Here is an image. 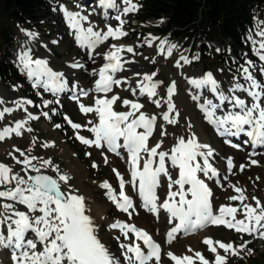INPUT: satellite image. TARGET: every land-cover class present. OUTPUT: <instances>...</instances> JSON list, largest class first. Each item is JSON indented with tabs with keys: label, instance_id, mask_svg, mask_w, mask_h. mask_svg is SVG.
I'll use <instances>...</instances> for the list:
<instances>
[{
	"label": "snow or ice",
	"instance_id": "snow-or-ice-1",
	"mask_svg": "<svg viewBox=\"0 0 264 264\" xmlns=\"http://www.w3.org/2000/svg\"><path fill=\"white\" fill-rule=\"evenodd\" d=\"M104 8H117L115 0H99ZM124 5L122 11L114 17L118 25L113 28L111 25L106 31H94L93 27L87 29L81 26V21L88 18L82 16L79 12H71L60 6L69 26L76 31V39L89 48V58H92V50L105 41L120 39L127 36L124 31L126 21L122 16L134 13L139 10V6L133 3V0H122ZM162 22V21H161ZM29 37H35L36 33H29L25 29H20ZM264 35V33H262ZM156 37L146 38L149 47ZM166 40H160L158 50L163 51ZM178 45L170 44L167 48V55L171 56L173 49ZM264 49V44L260 45ZM133 52V48L115 44L110 46V50L103 53V58L108 63L99 69V79L95 82L94 91L103 93V96L97 97L94 104L85 106L79 103V109L82 114L94 113L97 121L89 120L87 125L72 122L67 116L64 119L70 124L72 129L79 130L86 127V130L93 134V139L85 138L76 133V138L81 143L89 147L98 149L107 148V151L119 155L118 149H125L128 153L127 163L131 180L126 181L125 177L115 168V173L119 182V193L115 194L112 185L104 181L101 187L107 190L109 199L115 204L118 210L128 213L129 218L132 211H136L133 201L125 192V184L130 183L134 189H137L143 201L145 210L153 215H159L160 210L168 214V223L178 221L167 233V243H172L178 233L189 235L203 230L209 226H224L227 229L234 230L237 233L258 236L264 239V202L255 196L251 197L253 203H246L249 198L245 194V189L237 184L229 183L235 195L229 196V201H238L237 206L220 205L214 209L212 202L213 193L204 179H201L198 173L211 179L219 175L217 169L209 162L213 156V149L207 144H200L195 134L190 137H178L176 144L169 150H161L163 141H157L150 145V138L153 137L154 129L157 127V116L146 114L141 109L144 104L123 99L118 94L113 93V85L119 87L121 83H127V80L114 78L115 73L123 69L124 63H133L134 61H124L122 63L121 53ZM20 64L26 70L29 79L35 78L36 82L44 78L43 86L48 89L50 85L57 84L58 88L54 91L62 90L64 84L61 82L63 73L53 72L48 67V62L44 59L33 58L29 51H22L18 57ZM147 59V57H145ZM195 59H199L197 55ZM259 59L264 61V54L259 55ZM181 61L189 64L191 61L181 55L175 62L176 67H181ZM155 62V59L152 61ZM251 66V62H248ZM72 67H82L74 64ZM264 75V68L261 70ZM244 79L249 82L248 87L240 84H234L229 88V92L242 91L247 93L252 102L249 105L245 99L239 96H226L220 90L217 80L213 73L208 72L199 79H189V83L197 88L209 87L221 104L228 101L232 107L239 111H230L222 118L215 116V111L220 105L213 104L210 100H205L204 104L199 105L205 113V118L209 123L216 126L217 131L222 135H238L245 132L250 138L252 146H264V84H261L249 72L248 67L242 69ZM156 72L145 74L143 81L138 82L136 87L140 89L141 94H147L149 98L158 95L156 89L158 82H153ZM135 75H140L135 73ZM36 86L35 84L33 85ZM133 95H136V89H130ZM176 91L175 82L167 88V99L163 103L167 105V111L162 112V120L167 124L176 125L179 123V111L173 103V96ZM108 93H113L111 96ZM87 96L88 92H82ZM200 96L193 95L192 99L199 101ZM157 108L161 107V100L152 101ZM4 101L0 99V104ZM17 107H23L24 104H31L30 100L14 102ZM49 101H44L47 107ZM120 103L126 107L127 111L118 112L115 105ZM13 108L5 107L0 110V119H3L6 113H12ZM46 118L48 112L42 113ZM38 119L37 116L28 114L26 120L16 121L12 127L5 126L0 129V141L10 138L12 134L19 137L22 135L21 129H24L28 120ZM247 126V129L246 127ZM60 128L61 125H54ZM163 129V125H159ZM192 125L189 123L188 128ZM142 129V131H138ZM31 132L32 129H25ZM234 130V131H233ZM167 132L160 131V136L164 137ZM36 138L32 141L35 143ZM122 140V143L120 142ZM51 143H44L42 147H52ZM238 147V146H237ZM206 149V151H204ZM19 152L23 160L18 159L11 152L9 156L16 164L23 165L19 172L14 171L13 167L0 163V226L6 227L7 235L0 233V247H13V260L15 264H120V261L111 254L109 248L101 241L97 233V226L93 219L86 214L85 197L77 194L76 190L69 184L71 176L67 173H61L51 158L44 159L35 155H26L25 151L14 148ZM31 153V148L27 149ZM103 155V153H102ZM250 155H256L255 152ZM198 158L202 159V163ZM35 161V163H33ZM171 162V167L178 170L174 178L167 162ZM103 162L108 163L107 156L103 157ZM258 161L250 159L249 164H240L241 172L250 165H257ZM97 167L95 163L92 165ZM234 167L233 159L227 158V169L231 173ZM50 169L56 174H43L42 170ZM21 172L24 174L21 175ZM29 172L35 173L30 175ZM166 177L167 195L160 201L157 195V188L161 185V178ZM227 179V177H225ZM259 177H257V180ZM138 182V184H137ZM63 185V186H62ZM187 186V187H186ZM175 188V190H173ZM190 197V198H189ZM158 201H160L158 203ZM23 205L26 211L19 210L16 205ZM238 216L240 218H238ZM112 229H119L121 235L127 240L129 233H132L134 240L129 244L121 243L123 256L126 264H149L150 261L155 264H161V245L154 241L153 237L144 229L138 228L135 224H129L117 220L110 225ZM34 234V239H26V234ZM142 242V243H138ZM208 246L210 252L215 254L212 264H226V255H220L217 249H222L225 254L231 252L232 255H239V251L246 247L249 241L234 248L232 243L214 241L211 237H205L202 241ZM38 245L40 246L38 249ZM143 246V247H142ZM146 248L145 252L143 249ZM18 250V254H17ZM192 255L177 256L169 251L165 255L173 264H210L201 252L188 248Z\"/></svg>",
	"mask_w": 264,
	"mask_h": 264
},
{
	"label": "rangeland",
	"instance_id": "rangeland-1",
	"mask_svg": "<svg viewBox=\"0 0 264 264\" xmlns=\"http://www.w3.org/2000/svg\"><path fill=\"white\" fill-rule=\"evenodd\" d=\"M95 1L96 0H89V2L86 4H78L76 0H56L51 6L53 9L56 7L60 9V4L65 3L71 8L76 9L80 13L91 14L90 16L92 19H89L87 23L90 26H93L92 24H96L94 26L96 28L95 31H106L109 25L115 28L118 25V21H116L114 17L118 14V11H122L124 7L122 0H119V3H121V5L117 6L114 13H110L111 15L109 14L110 16L105 19H102L96 13V10L94 9ZM133 3L137 4L140 10L139 0H133ZM139 10L134 13H129L126 16H122V19L126 21L123 30L128 33L127 36L115 40L109 38V40L105 41L103 44L98 45L96 49L102 48L105 45L108 46L116 42L131 45V47L133 48V52L131 54L134 60L133 63H136V58L138 57L142 60V64L140 65V68H143L141 71L142 73L138 72L140 74V82L143 74H151L153 72H156L157 74L153 77V80L158 79L160 83L162 82L161 84L164 88L171 85V81L169 80L168 76L169 69L172 68L175 70L177 68L170 63H164L170 58V56H167V45H178L176 49H173V52H176L178 59L181 55H183L191 61V63L189 64L183 65L181 63V68L184 70V73L181 75L182 78L180 77L181 81L182 79L184 82L189 81V79H199L202 78L205 73L211 72L215 76L220 86V90L224 92L226 96L238 95L242 99H245L246 103H248L249 105L251 104L252 100L250 97H248L247 93L242 91H238L235 93L229 92V88L237 83L244 87L249 86V82L244 79V75L242 73V69L244 67H248L249 72L257 79V81L261 84H264V75H262L260 71L262 68H264V61H261L259 59V55L264 54V49L260 50L258 44L259 41L264 40V35H262V33H264V6L258 7L254 10V27L247 34L249 49L247 53L243 52L238 59L233 56L232 50L228 46V44H223L219 40L217 35H215V38L211 39H196V37L194 38L192 36L172 39L169 37V35H162L159 28L165 25L164 18H150L146 21H142L139 16ZM6 26H11L14 34V42L11 47L9 61L19 70L20 73H22V75H24L26 83H24L23 86H20L16 82L9 84L0 82V99L4 101L3 104H0V110L5 107L14 109L12 113H6L4 118L0 119V129L5 126L12 127L15 125L16 121L26 120L29 113L37 116L38 119L28 120L24 129H21V136L17 137L15 136V134H12L10 138H5V140L0 141V146L5 147L4 150L0 151V163L10 165L14 170L17 167L15 165L18 164H16L12 160V158L9 156V153L11 152L18 159L23 160V157L19 155V152L14 151V148H18L22 151H25L26 155H35L37 157H43L44 159L51 158L53 163L58 166L61 172L64 171L66 167L69 168L67 164V158L65 156V151H63L62 149V147H64L71 150L73 154H75V156L78 158L79 163L85 168V171L89 176V181L87 182L95 185L96 194L99 197V201L101 203L109 202L107 198V190L101 187V184L104 181H108L112 185V187H116L117 177L112 169H117L114 164V159L118 160L121 156H112L104 149H98L94 146L89 147L87 145H84L80 142V140L76 138V133L78 132L79 135L89 139L94 138L93 134L88 132L86 130V127H82L79 130L72 129L70 124H68V122L64 119V117L67 116L74 123L91 127V125H88L87 122L89 120L96 122L95 114H82L80 112L79 104L77 101L71 102L66 97H50L46 93L45 88L42 85L36 83L35 78L29 79L26 70L23 68L22 64H20L18 59L20 53L25 50L29 51L30 55L34 59H44L45 57L43 58V54L50 53L48 52V50H50L55 55L56 60H52L51 62H49V60L47 59L46 61L48 62V65L51 67H58L54 71L63 73L65 84L68 86L69 90H72L73 87L70 84H72V82L74 81V77L71 76L69 68H65V70L68 72H65L64 69L62 70L60 68L59 62L60 60L68 57L71 52L72 45L74 44L72 30H70V28L67 26V22L61 14L58 17H47L46 19L42 20L41 26L39 28L34 29L33 27L35 26L33 25L25 26L17 22L9 21L2 12L0 6V29ZM21 28L25 29L29 33H36V36L29 37L20 30ZM133 34H136L137 36L134 37ZM150 37L158 38L152 41L151 47H149L148 43H146V38ZM162 39L166 40L170 44L166 43L164 45V50L159 51L158 45L159 41ZM244 54H249L253 57L251 66L248 62L245 61V59H243V62H240L241 57L245 56ZM197 55L199 56V59H195ZM227 56L231 57L229 64L232 68L235 69V71L228 67V61L226 58ZM145 57H147V59H145ZM153 59H155L154 63L152 62ZM99 65L96 64L94 66L95 72H93V75L97 73V67ZM124 68L125 65L123 69ZM34 84L36 85L35 87L33 86ZM183 84L185 85V83ZM81 88L84 89L83 87ZM201 88H197L192 85V87L189 89L190 92L188 93L187 98L191 102V108L196 117L198 119L203 118L204 124L209 127L202 113H200L196 109V102L192 99V96L198 95L200 93L201 98L199 101H202V103H204L205 100H210L213 104L220 105V107L222 109H225V111H232V104L228 101H225L224 104H221L220 100L217 98V94L213 93L209 87H206L204 91L200 92ZM29 91L32 93L31 96H28L27 92ZM113 93L115 92L113 91ZM90 94L91 93H89L88 97L84 98V100L79 99V103H83L85 106H91L92 100L90 98ZM161 94H164V92L162 91ZM118 95L121 97V100H133L132 91H130L125 85L121 86ZM23 100H30L32 103L24 104L23 107H17L16 103H14ZM44 101L50 102L47 107L44 106ZM114 107L118 112H122L127 109L126 107L121 106L120 103H117ZM44 109L50 114V118H46L42 115V113H44L42 112ZM144 110L147 112V109L145 107ZM166 110L167 106L163 107L154 115H156L158 119H160V113ZM147 114L150 115L149 112H147ZM163 122L164 124H166L171 136L168 141L161 139L162 141H164L161 149L170 150L176 144L178 137L188 138L193 134L191 131H187L189 129V120L187 116L182 118L183 124L181 126H178L177 124H167L165 121ZM57 124L61 125V127H54V125ZM28 128H31L32 131L28 132L25 130ZM206 132L209 136L214 135V131L210 128H206ZM33 137L36 138L35 143H33L32 141ZM157 141L152 140L149 141V143L150 145H154ZM44 143H51L53 146L48 148L42 147ZM213 144L215 145L216 143ZM29 148H31V153L27 152V149ZM104 156H107L108 158L107 164L103 162ZM93 163H95L97 167L94 168L92 166ZM123 168L125 169V166H123ZM127 168L128 167H126V169ZM170 169L174 170L175 168ZM45 170L48 173L55 175L54 172H52L50 169ZM253 173H255L254 176H258L259 179H253L252 183H250V185L248 186L245 194L249 199L245 201L246 203H253L251 201L252 196L260 199L264 195V168L258 166L254 169ZM67 174L71 176L69 184L71 186H75L76 182L79 181L78 177L70 170L67 172ZM222 180H224V178H222ZM213 187L216 188L217 191H219L218 201H215V205L218 204V206H220L221 202V204L223 205L231 204L232 206H237L239 204L238 201L228 200L229 196L236 194L233 191H231L232 195H230L231 193L222 187L219 188L214 184ZM161 193L163 196L165 195V190H163L162 186ZM134 207L136 209V211H132L134 216H138L139 214H145L144 216L147 215V213H144L139 206L135 205ZM110 215L112 217H120V215L114 208L112 209V213ZM123 217L126 221H128V215H125ZM238 218L240 217L238 216ZM212 227L215 229V235L213 237L214 240L216 239L224 243H232L234 248L239 249L240 245L244 244L245 241H249L246 247L239 251V255H232L231 252L225 254L222 249L218 248L217 251L220 255H226V261L227 256H229L230 259H233L234 256H238L241 260L239 264H264V239H261L258 236L237 233L231 229L226 230L222 226ZM3 228L6 230V227ZM164 231V229H160L161 235L164 234ZM181 239L183 240L184 237L178 236L172 243H169L166 246L165 244L162 245L163 252L161 254V264H173V262L165 255L169 251L173 252L177 256L184 254L192 255V253L187 251L189 247L194 251L201 252L210 262V264L214 262L215 254L209 251L207 245L203 244L200 241L197 245L190 246L186 242L181 243L179 241ZM108 240L111 246L118 252L122 260L121 264L125 263L124 256L122 255L123 250L121 249L120 244L125 243L126 239L123 235H121L120 230L112 229L109 226ZM248 255H252L249 260L247 258ZM149 264H155L154 260L150 261ZM195 264H199V261H195Z\"/></svg>",
	"mask_w": 264,
	"mask_h": 264
},
{
	"label": "bare ground",
	"instance_id": "bare-ground-1",
	"mask_svg": "<svg viewBox=\"0 0 264 264\" xmlns=\"http://www.w3.org/2000/svg\"><path fill=\"white\" fill-rule=\"evenodd\" d=\"M115 3L117 6L121 5V3H119V0H115ZM115 9L107 10L105 13L99 11L100 10L99 9L98 12H96V13L99 16H105V18H107L112 13H114ZM80 14L82 16H86L88 18V21H89V19H92L90 16L91 14H84V13H80ZM92 25L93 26H91V27H93V30L95 31L96 28L94 26L96 24H92ZM84 26L88 27L90 25L88 23H85ZM113 44H115L117 46H123L125 49L128 46H131L129 44H123V43L121 44L119 42H116V43H112L108 46L105 45L99 49L95 48L92 50V58L90 59L87 57L86 49H82L81 47L73 44L69 56L64 58L63 60L59 61L60 62V68L62 70L64 69L65 72H68L65 70V68H69L71 76L74 77V81L70 85L72 87H83L84 89H91V91H92L94 89V86H95L94 79H96L99 76V72H97L96 74L93 75V72H95L94 66L96 64L97 65L100 64V65L104 66V64L107 63L103 58V53L109 51L110 46ZM168 44H170V43H168ZM258 44H259V49L263 50L260 48V45L264 44V40L259 41ZM167 48H168V45H167ZM48 52H50V53H48V54L44 53L43 54V58L45 57L44 59L45 60L48 59L49 62H51L52 60L55 61L56 60L55 55L50 50H48ZM122 53L124 54V60L125 61H130L131 59H132V61H134L132 56H131L132 53H128L126 50L123 51ZM140 57H144V56H140ZM136 59H137L136 63H133V64L132 63H124L125 68L122 69L121 71H119L118 73H116V77H122L123 81L127 80V83H122L119 87L113 85V91L118 94L122 85L127 86V88L129 90L132 88L136 89V95H133V101H137V102L144 104V107L147 109V112H149L151 114H155L156 112L160 111L163 107L167 106L166 104L163 103V100L167 99L166 91H167V88L169 86L163 88V86L161 84L162 82L160 83V81L158 79H154L153 82H158V86L156 89L158 95L155 97H152V98H149L147 96V94H145V96H141L138 93V92H140V89L136 87L137 83L140 82V75L137 76V75H135V73L142 71L143 68L142 69L140 68V65L142 64L141 63L142 60L139 59V57ZM176 60H178V56H177L176 52L174 51L172 53V55L170 56L169 60L165 61L164 63L165 64L170 63V64L175 66ZM181 63L184 65L183 61H181ZM74 64L82 65V67H72V65H74ZM48 67L51 68L52 70H55L56 68H58V67H53V66L51 67L49 65H48ZM178 73H179V75H178ZM183 73H184V70L181 67H177L175 70L170 68L169 72H168V76H169V80L171 81V84L173 82H175V85H176V91H175V94H174L172 100L176 106V109L180 113V116L178 117L179 123L177 125L181 126L183 124L182 118L187 116L189 123L192 125V127L190 129L186 128V129H188L187 131H191L193 134H195L197 141L200 144H207L213 149V156L209 158V162L213 165L214 168L219 169L222 172V174L224 175L222 188L226 189L227 191H229L231 193V191H233V190H232V188L228 187L229 183H231V184H237L238 183V186L245 189V192H246L248 186L250 185V183H252V180L257 179V177H258L256 175L254 176V174H255V173H253L254 169L258 166H261L264 168V153H261V151H263V148H257V149H253L250 151L249 150L248 151H241V149H236V148H232V147L228 146L226 144V141L224 140L225 137H223V136L219 137L216 134H214L213 136H209L206 132V128L209 129V127H207L204 124L203 118L198 119L196 117L195 113L192 111L191 102L187 98V95L190 92L189 89L192 87V84H190L189 81L184 82L183 79H182V81H183V83H185V85L182 83L181 75ZM144 75L145 74L142 75L141 81H143ZM205 89H206V87H202L200 92L204 91ZM162 91L164 92V94H161ZM111 94L112 93H108L109 96ZM100 96H103V95L95 94L93 91L91 92L90 98L92 100V105L94 104L95 98L100 97ZM236 96H238V95H236ZM86 97H88V96H86ZM82 100H84V99H82ZM153 100H161L162 101L161 107L157 108L156 105L152 102ZM231 108L235 111H239V109H235L233 107H231ZM127 110L128 109H126L125 111H127ZM219 110H220V107H219ZM141 111H144L147 114V112L144 110V108L141 109ZM162 112L160 114H162ZM95 121H97V117L95 118ZM161 124L163 125V129H161L159 127V125H161ZM161 130L166 131L167 135L164 137H161L160 136ZM170 136H171V134L169 133V130H168L166 124H164V122L162 120V115H161V118L157 121V127H155V129H154L153 137L150 138V141H152V140L157 141V140H161V139L168 141ZM213 143H216V144L214 145ZM4 149H5L4 146H0V151H2ZM62 149H63V151H65V156L67 158V164H68L69 168L66 167V169L64 171H61V172L67 173L70 170V171H72L73 174H75L78 177L79 181H77L75 186H72V188L76 190L77 194L85 197L86 208L88 209L86 214H88L93 219L94 224L97 226V233H98V236L101 239V241L103 243H105V245L109 248V251L111 252V254L113 256H115L120 261V264H121L122 260L119 256L118 252L111 246V244L108 240V228L112 223L116 222L117 220H119V221L125 220L123 216L128 215V214L118 212L120 217H112L110 215L112 213V209H113L112 205L110 204V202L101 203L99 201V197L96 194V187H95V185H92L89 182H87V181H89L88 173L85 171V168L83 167V165H81L79 163L78 158L75 156V154H73V152L71 150L66 149L64 147H62ZM204 151H206V149ZM251 152H255V153L257 152V153H256V155H250ZM229 157H231L233 159V163H234V167H233L231 173H229L228 169H227V158H229ZM127 158H128V154L126 156H121L118 160L114 159V161H115L114 164H115L117 170L123 176L124 175H130L129 165L127 163ZM250 159H254V160L258 161V164L257 165H250V166L246 167L243 172H241L239 169V165L240 164L248 165ZM198 160H200L202 163L201 158H198ZM33 163H35V161H33ZM15 166H17V167L14 169V171H17V172H19L20 169L23 167V165H20V164L15 165ZM123 166H125V169L123 168ZM127 166H128V168L126 169ZM42 171L47 172L46 170H42ZM170 171H171L173 177L175 178L177 173H178V170L177 169H174V170L170 169ZM23 174L24 173L21 172V175H23ZM53 176L56 177V174ZM225 177H227V179H225ZM167 184H168L167 178L163 177L161 179V186H162L163 190H165L164 198L166 197L167 191H168ZM208 184H209V188L211 189V191L213 193L212 202L214 201L213 202L214 209H218L219 206H218V204L215 205V201H218L219 191H217V189L214 188L213 185L210 184V182ZM173 190H175V188H173ZM230 195H232V193ZM260 200L262 202H264V195L260 198ZM159 202L160 201H158V203ZM221 203H220V205H222ZM16 207L21 211H26V209L23 205L17 204ZM129 211L132 212V209H130ZM144 215L139 214L138 216H134V214L132 213L131 218H129V216L127 218H128V221L130 223H135L138 227L147 230L151 234V236L153 237L154 240H160L161 239L162 244L163 245L165 244V246L167 244H169V243H167V240L164 239V235H165L167 229L172 225V224L168 223L167 213L163 210H160L158 216L153 215L151 212H148L146 216H144ZM160 229L165 230L163 235H161ZM0 233H2V234L4 233L3 235L6 236L7 235V229L5 230L2 226H0ZM214 235H215V229L212 226H210V227H207L203 230L195 232L191 235H187L186 237H184L183 240L181 239L179 241L181 243L186 242L190 246H194V245H197L198 242H200V241L202 242L205 237H211L213 239ZM34 238H35L34 234H32V233L26 235V239H34ZM131 241H132V237L129 236V239H127L125 241V243L129 244V243H131ZM216 241H218V240H216ZM39 247L40 246L38 245V249H39ZM13 251H14L13 247H8V248L0 247V264H15V261L13 260ZM167 251H169V250H167ZM162 252H163V249L161 248V254H162ZM17 254H18V250H17Z\"/></svg>",
	"mask_w": 264,
	"mask_h": 264
},
{
	"label": "trees",
	"instance_id": "trees-1",
	"mask_svg": "<svg viewBox=\"0 0 264 264\" xmlns=\"http://www.w3.org/2000/svg\"><path fill=\"white\" fill-rule=\"evenodd\" d=\"M55 1L0 0V6L9 21L25 26L33 25L36 27L33 28L37 29L42 20L59 15L58 7L53 9L51 6ZM139 5L142 21L164 18L165 25L159 28L162 35H169L172 39L190 36L196 39H211L217 35L223 44H228L233 56L238 59L249 49L247 34L254 26V10L263 7L264 0H139ZM13 42L11 26L1 28L0 82H16L23 86L26 83L24 75L9 61ZM244 55L240 62H243V59L253 62L252 56ZM226 58L228 67L235 71L229 64L231 57ZM27 93L28 96L32 95L30 91ZM251 256L248 255V260ZM240 261L238 256L233 259L227 256L226 264H239Z\"/></svg>",
	"mask_w": 264,
	"mask_h": 264
},
{
	"label": "water",
	"instance_id": "water-1",
	"mask_svg": "<svg viewBox=\"0 0 264 264\" xmlns=\"http://www.w3.org/2000/svg\"><path fill=\"white\" fill-rule=\"evenodd\" d=\"M43 172V174H47V175H51V174H49V173H47V172H44V171H42ZM29 174L30 175H35V173H32V172H29ZM53 176V175H52ZM53 178H55L54 176H53Z\"/></svg>",
	"mask_w": 264,
	"mask_h": 264
}]
</instances>
